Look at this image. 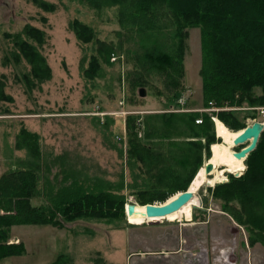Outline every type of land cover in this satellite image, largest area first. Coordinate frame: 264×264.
<instances>
[{
    "label": "rangeland",
    "instance_id": "374dc122",
    "mask_svg": "<svg viewBox=\"0 0 264 264\" xmlns=\"http://www.w3.org/2000/svg\"><path fill=\"white\" fill-rule=\"evenodd\" d=\"M42 1L52 8L45 9L33 0H0V87L3 92L0 94V176L18 170L22 161L29 160L25 149L16 148V139L25 128L39 135L44 155L38 173L40 189L47 177L55 189L60 186L64 177L60 170L63 157L74 169L85 168L90 175L97 174L109 181H119L122 175L126 184L122 193L127 203L140 205L138 192L149 189L150 183L134 189L128 187L132 183L126 157L129 120L136 119L139 138L149 128L164 135L171 130L172 140H182L189 136L187 127L171 121L165 125L168 115L208 113L204 111L209 105L204 103L200 76V28L188 30L183 74L177 78L179 75L166 61L147 57L149 50L158 45L163 51L175 49L174 27L139 31L136 26L121 22L119 5L93 8L78 0ZM74 20L91 27L95 38L90 42L79 40L71 27ZM163 23H167L165 17L160 19V24ZM28 26L42 32V42L25 33ZM21 39L31 43L45 58L50 78L40 81L31 75V65L16 45ZM105 48L113 51L108 61L101 54ZM92 57L98 58L100 70L91 79L84 71L89 68ZM141 87L146 91L143 97L139 95ZM254 93L261 94V90L256 88ZM179 99L185 102L183 106ZM261 107L264 108L244 104L229 108L238 111L247 125L254 120H264ZM162 142L166 149V142ZM240 147L235 146L234 150ZM206 158L204 154L203 164ZM229 173L233 172H225V178ZM207 187L213 186L205 185L198 191L201 205L193 208L189 219L208 221L207 240L205 230L201 229H196L193 237L189 236L190 231L183 229L187 218L181 215L175 220L146 217L134 221L125 214L124 218L113 221L78 220L63 228L16 225L13 232L10 228L7 240L8 243L24 242L25 252L2 258L0 264H51L59 256L60 264H251L250 255L258 249L264 257V245L261 242L249 244L253 235L223 211L222 201L214 198ZM44 197L38 195L31 203L43 205ZM233 206L238 204L233 203ZM6 212L0 209V215ZM180 229L187 236L188 246L197 250L189 261L187 256L174 258L170 253L148 256L145 260L130 256L139 248H145L146 237L150 243L162 237L169 248V242ZM257 256L260 257V253L257 252ZM259 261L256 264H264V260Z\"/></svg>",
    "mask_w": 264,
    "mask_h": 264
},
{
    "label": "trees",
    "instance_id": "16d2710c",
    "mask_svg": "<svg viewBox=\"0 0 264 264\" xmlns=\"http://www.w3.org/2000/svg\"><path fill=\"white\" fill-rule=\"evenodd\" d=\"M45 9L52 7L42 0H33ZM89 7L102 8L119 5L121 22L133 25L139 31L167 28L175 29V49L170 51L152 47L150 60L166 61L173 72L183 74L185 39L189 28L198 27L201 33L202 64L200 76L205 106L210 102L218 107L264 106V0H78ZM165 17L166 24H160ZM124 20V21H123ZM71 27L77 38L90 42L95 38L91 27L74 20ZM25 33L42 42V32L28 26ZM21 54L31 65V75L43 81L51 72L45 58L25 39L16 43ZM162 51V53H161ZM113 51L105 48L101 54L108 61ZM100 70L97 57H92L87 78H94ZM168 76L171 73L166 71ZM29 83V77H25ZM177 81V80H176ZM259 88L261 94H255ZM0 87V94H2ZM216 117L231 130L246 127L238 111L221 110ZM176 116V120H170ZM201 117L202 122L195 120ZM180 122L187 127L186 139L170 138V132L159 134L156 129H146L142 138L137 136L136 119L131 118L127 127V163L132 183L129 188L147 185L149 189L138 192L140 205L163 203L172 195L188 189L202 157L211 156L210 147L217 143L214 122L208 113L168 115L164 124ZM161 139L156 142L153 138ZM165 141V147L160 142ZM162 142V143H163ZM242 147V146H241ZM16 148L25 149L29 160L22 161L18 170L0 176V259L24 254L22 242L8 243L10 228L14 225H52L63 228L65 224L83 219L113 221L125 216L126 184L109 181L97 174L90 175L85 168L76 170L60 158L63 179L55 189L46 178L41 189L39 169L44 155L39 135L25 128L16 139ZM122 153V151H121ZM246 168L239 176L227 174V181L207 187L213 197L222 201L223 211L251 234L249 244L264 245V128L256 148L244 160ZM44 195L43 205H33L32 198ZM237 203L238 206H233ZM9 212V213H8ZM51 264H60V256Z\"/></svg>",
    "mask_w": 264,
    "mask_h": 264
},
{
    "label": "bare ground",
    "instance_id": "6f19581e",
    "mask_svg": "<svg viewBox=\"0 0 264 264\" xmlns=\"http://www.w3.org/2000/svg\"><path fill=\"white\" fill-rule=\"evenodd\" d=\"M241 131L242 130H231L219 119L215 120V133L221 139V142L211 145V157L209 158V161L214 165L212 172L210 174H206L204 166H202L195 175L191 185H189L190 191L194 194L193 197L179 210L165 216V219L175 220L180 215L190 219L193 208L201 205V200L198 197V191H200L202 187L205 185H214L217 181L225 179V172H240L245 169L244 161L242 159H236L233 156L234 147L236 146L233 140ZM175 197L176 194L172 195L168 198V201L174 199ZM135 210L136 213L128 217L129 219L141 221L147 217L141 215V213L145 211V207H143V205L135 204ZM150 219L153 220L152 217Z\"/></svg>",
    "mask_w": 264,
    "mask_h": 264
},
{
    "label": "water",
    "instance_id": "95a60500",
    "mask_svg": "<svg viewBox=\"0 0 264 264\" xmlns=\"http://www.w3.org/2000/svg\"><path fill=\"white\" fill-rule=\"evenodd\" d=\"M139 95L142 97L146 95V91L144 88L141 87L139 89ZM263 128H264L263 122L254 121L252 124L247 125L244 129H242V131L235 137V139L233 140L234 144L236 146H242L239 148V150L233 151V156L236 159L245 160L247 155L256 148L260 133L263 130ZM203 166H204L206 174H210L214 168V165L209 160H207ZM239 174L240 172L234 173V175H239ZM225 181H226V178L223 180L217 181L216 183L225 182ZM209 186H213V185H209ZM193 195L194 194L192 193V191H190L188 187L187 190L178 192L176 194V197L170 201L167 200L160 204L147 203L143 205V207H145V211L141 213V215H144L150 218L151 217L152 218L154 217L164 218L168 214L179 210L193 197ZM195 208H199V207H195ZM135 213H136L135 203H127L125 206L126 216L130 217Z\"/></svg>",
    "mask_w": 264,
    "mask_h": 264
},
{
    "label": "crops",
    "instance_id": "0c3cea01",
    "mask_svg": "<svg viewBox=\"0 0 264 264\" xmlns=\"http://www.w3.org/2000/svg\"><path fill=\"white\" fill-rule=\"evenodd\" d=\"M208 221H191L189 219H186V223H183L184 226V231H190V235L191 237L194 236L195 234V230L196 229H201L205 230V240L208 239ZM198 225H200V228H198ZM16 225L11 227V231L13 232V228ZM196 226V227H195ZM183 229H180V231L176 232V234H174L173 239L171 242H169V248H166V241H163V238L160 237L159 239H155V241H153V243L147 242L148 241V237L144 238V247L142 249H138V251L136 250L135 253H131L130 256H139V258L145 260L148 258V256H154V255H161L164 256L166 253H170L171 255H173V257H179L180 255L183 256L184 258L187 256V259L189 261L190 257L192 258L193 256H195L197 253V250H192V248L190 246H188V239L187 236L185 235ZM196 235V234H195ZM155 237V236H154ZM197 237V236H195ZM20 241H16V243H18ZM9 243H15V241H11ZM24 244V242H23ZM147 244L152 245L153 248H150L147 246ZM193 244V243H191ZM257 246V245H255ZM254 246V247H255ZM260 246V245H259ZM171 247V248H170ZM197 247V246H196ZM256 248V247H255ZM196 249V248H195ZM261 250L258 249L255 251V254L250 255V263L251 264H256L257 261H259L260 257L262 260H264V257L262 256L263 252H260ZM257 252L260 253V257L257 256ZM185 259V260H187ZM260 259V261H262ZM259 261V263H260Z\"/></svg>",
    "mask_w": 264,
    "mask_h": 264
},
{
    "label": "built area",
    "instance_id": "2783aa9c",
    "mask_svg": "<svg viewBox=\"0 0 264 264\" xmlns=\"http://www.w3.org/2000/svg\"><path fill=\"white\" fill-rule=\"evenodd\" d=\"M179 102L180 104H182V106L185 104V102L183 101V99H179ZM229 109H232V108H229V107H216L214 106V104L212 102L209 103V107L204 109L205 112H208V113H211V118L213 120H215L216 118L212 115L213 112H217V111H220V110H229ZM185 109H182L181 111H184ZM260 111H261V114L264 115V108H260ZM202 122V119H196V123H201Z\"/></svg>",
    "mask_w": 264,
    "mask_h": 264
}]
</instances>
